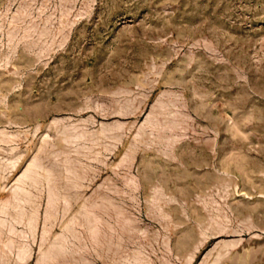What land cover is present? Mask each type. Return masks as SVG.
I'll return each mask as SVG.
<instances>
[{"label":"rangeland","instance_id":"obj_1","mask_svg":"<svg viewBox=\"0 0 264 264\" xmlns=\"http://www.w3.org/2000/svg\"><path fill=\"white\" fill-rule=\"evenodd\" d=\"M0 264H264V0H0Z\"/></svg>","mask_w":264,"mask_h":264}]
</instances>
